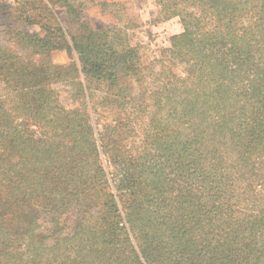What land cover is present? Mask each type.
Segmentation results:
<instances>
[{
    "label": "trees",
    "instance_id": "obj_1",
    "mask_svg": "<svg viewBox=\"0 0 264 264\" xmlns=\"http://www.w3.org/2000/svg\"><path fill=\"white\" fill-rule=\"evenodd\" d=\"M13 1L8 8L24 13L56 8L51 0ZM157 3L164 15L181 18L169 62L184 72L171 74V88L166 76L160 93L130 99L127 122H148L135 155L117 154L105 134H95L85 102L93 85L103 86L124 109L130 79L141 81L134 49L113 50L94 32V46H87L94 55L83 57L77 46L78 70L48 58L52 50L70 52L50 35L61 31L58 22L52 30L27 16L43 36L7 27L0 44V192L10 200L0 198V264H264V0ZM56 84L70 85L83 108L65 110ZM166 104L173 111L162 119ZM117 121L112 146L123 134ZM25 165L37 167L30 171L40 182L20 188L16 168ZM68 189L76 199L94 189V217L70 224L74 216L29 206Z\"/></svg>",
    "mask_w": 264,
    "mask_h": 264
},
{
    "label": "rangeland",
    "instance_id": "obj_2",
    "mask_svg": "<svg viewBox=\"0 0 264 264\" xmlns=\"http://www.w3.org/2000/svg\"><path fill=\"white\" fill-rule=\"evenodd\" d=\"M51 1L56 4V8H52L53 14L44 13L39 8H34V11L28 8L24 13V9L21 12V10H18L19 8H8L14 5L13 0H0V44L7 42L8 26L16 28L19 31L43 36L46 32L41 31L40 23L47 25L53 30L56 28L55 25L58 22L60 26L58 28L61 31H58L56 34L50 33V35L56 42L66 43L70 52L66 48L52 50L48 58L54 65L66 66L75 63L78 70H81L80 58L82 51L77 46H83V57L88 53L94 55L92 49H89L90 52L87 53V46H94L96 39L94 32H99L100 40L101 38L103 39L102 42L112 44L113 50L120 51L126 46L133 48L135 51L133 58L136 59V64L139 67L138 74L141 76V81L137 83L133 77L130 79V84L134 88L130 91L131 97H127L128 102H126L124 109H121L119 104L114 103L113 100L106 97L103 86L94 87L93 85L90 90V99L86 96L85 102L86 112L88 113L90 123L96 135L98 133L101 135L105 134L107 140H109V145H111L110 148L115 147L117 154L135 155L139 153L142 150L144 142V126L148 122L143 121L142 124L132 123V121L127 122L125 119L127 117L126 114L132 109L130 99L136 97L143 91L146 93H160L163 87V77L166 76V85H169V88H171L174 82L171 79V74L174 75L184 72L176 63L173 65L169 62L172 40L183 33L181 18L174 15H164L163 8L157 3V0ZM38 14H41V17ZM29 15L33 16L32 19L35 22L40 23H27L25 18ZM85 49L86 52H84ZM105 51L103 53L109 56L110 53ZM83 77V74H81L80 79H83ZM53 88L55 89V94L59 102L65 110L72 111L76 108H83V99L76 97L70 85L56 84ZM171 111L173 110H171L170 105L166 104L158 116H162L161 118L165 119ZM131 115L137 116L133 113ZM116 119L123 127V134L119 138L122 143L120 145L118 144L119 140H116L117 144L112 146L111 142L113 138L110 137V134H112L113 126L118 125L113 122ZM28 128L34 130L37 135L43 134V129L33 124H29ZM63 153L67 155L70 153L74 154V152H69L67 149H64ZM102 160L105 170L112 172L113 168L103 158ZM16 161L17 157L12 160V164L15 165L14 163ZM32 168L37 167L25 165L16 168L19 170L21 177L23 175V178H18L20 188H23L26 181H30L32 185H37L40 182L37 180L35 173L33 175L31 174L30 170ZM109 190H112V188ZM20 192H22L21 189ZM88 192H90V189ZM112 192L114 191L112 190ZM9 194V192H0L1 200H10ZM78 196L79 198L76 199L74 191L68 189L66 193L62 192L56 195V198L54 196H49L48 198H33L29 202V206L42 210V208L48 205V209L52 212L57 211L54 215L59 218L67 219L74 216L73 219L70 218V224H72L75 217L77 218V222L81 219L85 220L86 218L94 217L96 208H98L95 201L94 189L93 192L83 193V195ZM53 197L54 200L52 199ZM121 206L122 204L119 202V207L121 208ZM38 215H40L39 224H42L41 218H46V213L41 212ZM86 231L87 228L83 226L82 232L87 233ZM39 232L38 230L37 233Z\"/></svg>",
    "mask_w": 264,
    "mask_h": 264
}]
</instances>
